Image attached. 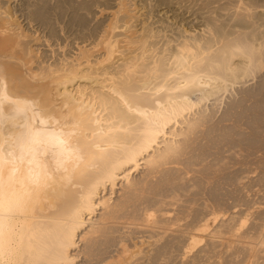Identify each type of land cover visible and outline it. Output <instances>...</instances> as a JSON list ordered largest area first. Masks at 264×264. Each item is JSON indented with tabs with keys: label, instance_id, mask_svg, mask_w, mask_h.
Returning a JSON list of instances; mask_svg holds the SVG:
<instances>
[{
	"label": "bare ground",
	"instance_id": "6f19581e",
	"mask_svg": "<svg viewBox=\"0 0 264 264\" xmlns=\"http://www.w3.org/2000/svg\"><path fill=\"white\" fill-rule=\"evenodd\" d=\"M0 179L14 264L205 261L264 183V0H0Z\"/></svg>",
	"mask_w": 264,
	"mask_h": 264
},
{
	"label": "rangeland",
	"instance_id": "374dc122",
	"mask_svg": "<svg viewBox=\"0 0 264 264\" xmlns=\"http://www.w3.org/2000/svg\"><path fill=\"white\" fill-rule=\"evenodd\" d=\"M162 6L163 5H161L160 7H162ZM168 13L170 14L171 12L168 11ZM64 34H65V37L66 38H65L64 42H62L63 45L61 44L62 46L58 49L59 52H66V51H68L67 49H69L68 47H69V45H71V43H72V45L70 47H72L74 45V41H75V39L73 38L74 34L71 35V33L69 31H65ZM64 34H63V36H64ZM73 39H74V41H73ZM66 42H68V43H66ZM41 45H45V47L44 46H41ZM41 45H40L41 48L44 47L43 49H46L47 52L50 51V47L46 46L45 43H43V44L41 43ZM62 47H64V48H62ZM65 49H66V51H65ZM256 79L257 78H255V80ZM252 82L253 81H249L248 83H252ZM67 86H68V82H67ZM69 87L70 86H68L67 88H69ZM177 125H178V123L176 124V126ZM180 125L183 126V124H180ZM165 136H167V137L169 136L170 137L172 135H169V134L166 133ZM138 162H139V164H138L137 168L136 169H132L130 171V176H134V175H135V177L138 176V174H140V171L143 169L144 166H143L142 161L139 160ZM119 178H120V176H119ZM119 182L120 181H118L115 184L114 191L118 190V188H119ZM253 183H254V187L255 188L260 189V192L257 195V197H255V199H254V208L255 209H254V211L252 213H222L223 216H225V219H228L229 220V223L228 224H230V227H231L230 230H229V232L226 233V235L228 234L227 235L228 237L229 236L231 237V234L230 233L233 232V231L234 232L237 231L239 233L240 232H244V234L247 235V236L245 237L244 234H242V238H240V240H237L235 238H230L229 237L228 238L229 240L227 239L225 242H223L219 246H216V247H213V248L209 249V252L207 254V259L205 258V261H203L204 260L203 259L201 262L198 261L197 264H252V263L253 264H264V240L262 241V239L260 238V236L262 234H264V232H263V230H264V195L261 194L262 192H264V183L262 181H260V180H255ZM111 195L114 196L115 195V192H113ZM239 201H240L239 203H245L246 202L245 199L244 200L243 199L242 200L240 199ZM257 218H259V219H257ZM140 230H142V229H140ZM140 233L141 232H139V234H138V232H136L135 234L134 233L132 234V237L134 236L135 239L134 238L128 239L126 237V239H125V241H126L125 242V245L129 244V246L131 245L132 247H129L127 245L129 247L128 248L127 246H125L127 250H125L122 253V255L124 254V256H125V257H123V259L126 258V260H128V259L130 261L132 260L131 262H133V261L134 262H139L142 259L141 261L145 262V264H148V263H146L147 260L144 261V258L146 259L145 253H142V252H139L138 251V250H140V248H142V249L144 248L142 251L145 252V246L144 247H143V245H142V247H141V245L137 246L139 244L138 242H137L138 244L135 243L134 245H132L133 242L136 241V239L138 240L140 238L138 236H140V235H146L148 232L147 231L146 232L143 231V233H141V234ZM243 238L244 239H247L248 238L250 242L249 241L248 242L242 241V240H244ZM133 239H134V241H132ZM135 246L138 247V249L136 247V251H138V252L135 251ZM131 249H132V251L134 253L133 252L131 253V251H130ZM245 250H247V251H245ZM127 251H129L130 254ZM111 253H114V251L111 252ZM133 255L135 257H133ZM126 256L128 257V259H127ZM213 258H214V260H213ZM77 260H76L77 261L76 262L77 264H84V263L87 264V262L90 261L91 259L83 258V257H78ZM82 261H84V262H82ZM173 261H171V260H170V262L167 261V263H165V264H169L171 262H172L171 264H177V262H178V264H184V263H180L178 260H175L174 261L175 263ZM195 261L188 262L186 264H196ZM134 262H133V264H136Z\"/></svg>",
	"mask_w": 264,
	"mask_h": 264
},
{
	"label": "snow or ice",
	"instance_id": "6c2138e0",
	"mask_svg": "<svg viewBox=\"0 0 264 264\" xmlns=\"http://www.w3.org/2000/svg\"><path fill=\"white\" fill-rule=\"evenodd\" d=\"M128 111H133L131 107V102H129ZM50 142L55 144L61 152L71 153V149L66 146V141L61 138V136L56 135L50 138ZM14 171V169H13ZM39 174H37L38 177ZM3 180L0 179V264H14L12 260V256L18 251L14 248L13 241L9 236H6V224L5 217L2 214V210L5 205V201L3 199ZM19 201H17V204Z\"/></svg>",
	"mask_w": 264,
	"mask_h": 264
}]
</instances>
